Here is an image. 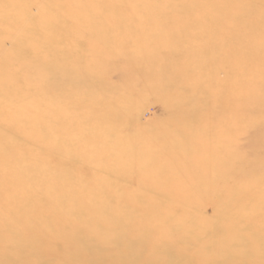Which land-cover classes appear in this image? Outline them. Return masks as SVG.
<instances>
[{
	"label": "rangeland",
	"instance_id": "1",
	"mask_svg": "<svg viewBox=\"0 0 264 264\" xmlns=\"http://www.w3.org/2000/svg\"><path fill=\"white\" fill-rule=\"evenodd\" d=\"M176 1L131 0L129 9L130 0H0V149L9 153V165L0 160V195L15 199L14 212H22L25 203L9 171H28L64 156L77 170V191H72L77 215H66L77 228L104 229L103 234L132 245L128 232L140 234L142 227L156 230L176 221L197 231L205 221L212 229L223 225L222 188L235 184L246 167L237 166L235 145L249 139L245 125L238 138L233 125H243L264 95L236 90L244 75L237 74L235 52L225 55L222 44L207 43L212 31L187 21L199 15L173 9ZM61 10L77 12L71 14L77 27L63 23L70 20L66 15L60 21ZM66 41L73 43L72 57L77 55L76 76L57 62L73 67V60L56 53ZM101 66L108 72L97 69ZM171 80L177 86L169 104L176 109L184 99L196 101L197 125L169 118L161 98L168 90L154 86L159 81L172 86ZM76 107L77 123L69 124L63 115ZM106 108L115 119H104ZM96 109L102 112L99 119L93 117ZM262 111L254 115L262 117ZM33 153L40 157L32 159ZM249 183L255 185L247 197L253 204L258 186L252 177ZM116 207L124 209L123 216H111L109 209ZM96 212L103 217L89 216ZM130 216L138 222L128 223ZM51 221L48 216L47 228ZM164 231L175 240L176 233ZM86 240L77 232V244ZM184 241L197 242L189 233ZM252 248L260 251L262 243Z\"/></svg>",
	"mask_w": 264,
	"mask_h": 264
},
{
	"label": "bare ground",
	"instance_id": "2",
	"mask_svg": "<svg viewBox=\"0 0 264 264\" xmlns=\"http://www.w3.org/2000/svg\"><path fill=\"white\" fill-rule=\"evenodd\" d=\"M160 3L165 5L166 0H160ZM132 4L133 2L129 9H132ZM174 6L173 9L177 8L199 15L187 21L209 27L208 31H212V34L208 33L207 43L209 40L220 46L222 44L225 55L229 50L235 52L236 57L233 62L238 71L236 72L244 75V78H240L236 84V90L243 89L249 93L259 91L264 95V0H177ZM59 12L60 21H64L63 17L66 15L70 20L63 23L66 26L77 27V20L71 16L73 13L77 15V12L70 10ZM177 19L171 20L177 21ZM75 37L77 38V35ZM187 41L193 44V38ZM66 42L64 47L57 48L56 53L61 52L60 56L63 60L67 57L73 60V67L67 68L66 63L59 60L57 62L60 67H64L67 74L75 71L76 76L77 55L72 57L70 51L74 49L73 43ZM225 59L226 65L228 58L225 57ZM97 69L108 72L102 66ZM249 71L257 74L254 75L255 77L248 76ZM256 82H261V85H257ZM170 83H174L173 80ZM175 84L170 86L168 81L166 83L159 81L154 86L157 91L168 90L161 95V98L164 104L169 105V118L180 124L197 125L200 116L194 118L195 114L192 112L196 101L184 99L181 105L177 106V110L169 104ZM243 84L246 86L240 87ZM249 106H253L251 102ZM263 107L264 96L259 98L258 104L251 108V114H246L250 116L243 125L240 122L238 125H233L238 129L235 132L236 138L245 125V134L249 136V139L247 138L242 147L251 149V151L243 149L237 143L235 145L237 166L241 168L240 164L246 163V167L239 169L240 173H238V180L235 184L222 188L221 195L224 198L220 211L224 221L219 228L208 227L207 221L197 231L192 228V225L190 228L186 223L177 224L176 221H173L175 225L156 230L142 227L139 230L140 234L128 232L127 239L132 241V245L129 244L130 242L113 239L111 235L103 234L104 229L97 231L91 226L90 229L88 227L77 228V221L66 218L69 214L77 215V193L72 192L77 191V170L70 169L71 161L65 160L64 156L61 157L63 161L59 162L50 161L48 158V162L30 165L28 171H9L14 182L19 183L18 190L25 204L22 212H14L12 208L16 205L12 203L16 202L15 199H11L6 194L0 195V228L3 225L9 230L0 229V264H39L36 259H45L47 264H190L192 262L194 264H264V255H261L264 252V151L260 150L264 146ZM258 110H263L262 117L254 115ZM120 113L123 114L120 111L117 116H120ZM101 114V111L94 110V119L101 118ZM104 114H106L105 120L116 118L108 114L107 108ZM63 118L68 119L69 124L77 123V107L66 112ZM252 123L255 125L254 128L250 126ZM61 131L66 132L67 130L61 129ZM228 148L225 146L223 151H227ZM0 151V160L9 165V153L7 154L3 147ZM29 157L38 159L40 155L33 153V156ZM251 177L258 186L255 190L258 194L253 204L247 198L253 193L250 191L255 188V185L249 183ZM38 186L45 191L35 190L39 188ZM67 190L69 192H65ZM261 202L263 204L260 207ZM58 205L62 208H58ZM109 210L113 217L123 216L120 213L124 212V209L116 207ZM184 213L185 211L176 212L175 216L182 217ZM89 214L96 219L103 217L97 212ZM161 215L169 220L170 214L165 216L162 212ZM48 216L53 219L49 228L46 227L45 222ZM132 220L138 222L133 216L127 219L128 223ZM192 224L196 223L192 222ZM164 230L176 233L175 240L171 238L168 240L167 232ZM135 231L138 232V229ZM77 232L90 240H86L84 244H77ZM186 233H189L190 238L196 239L197 242L185 244L184 235ZM258 242H261L263 247L260 251L252 248L258 246ZM231 245H234L233 249L229 248ZM215 246H218L216 252L210 250ZM198 247L201 249L199 250Z\"/></svg>",
	"mask_w": 264,
	"mask_h": 264
}]
</instances>
